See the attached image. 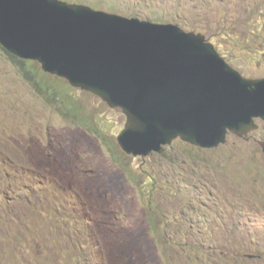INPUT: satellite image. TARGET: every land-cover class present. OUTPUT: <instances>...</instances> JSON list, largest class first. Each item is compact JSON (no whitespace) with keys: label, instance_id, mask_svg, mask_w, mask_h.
<instances>
[{"label":"rangeland","instance_id":"374dc122","mask_svg":"<svg viewBox=\"0 0 264 264\" xmlns=\"http://www.w3.org/2000/svg\"><path fill=\"white\" fill-rule=\"evenodd\" d=\"M65 1L200 32L264 76V0ZM26 61L0 45V264H264V121L128 155L119 108Z\"/></svg>","mask_w":264,"mask_h":264},{"label":"water","instance_id":"95a60500","mask_svg":"<svg viewBox=\"0 0 264 264\" xmlns=\"http://www.w3.org/2000/svg\"><path fill=\"white\" fill-rule=\"evenodd\" d=\"M0 45L119 108L116 140L128 155L161 153L176 138L213 148L264 121V76H244L177 24L65 0H0Z\"/></svg>","mask_w":264,"mask_h":264},{"label":"trees","instance_id":"16d2710c","mask_svg":"<svg viewBox=\"0 0 264 264\" xmlns=\"http://www.w3.org/2000/svg\"><path fill=\"white\" fill-rule=\"evenodd\" d=\"M4 51L10 57V59H12L13 61H15V63L18 64L20 67H23V68L26 67V65H25L26 62H27L26 60L20 59V58L16 57L15 55L7 52L5 49H4ZM32 62H34V61H32ZM68 211H69L68 208L61 207V206L60 207H57L56 209H54L53 210V213H54L55 216L53 217V219H54L55 223H59L60 222V218H63L65 212H68ZM69 217H70V215H69ZM58 219H59V222H58Z\"/></svg>","mask_w":264,"mask_h":264}]
</instances>
